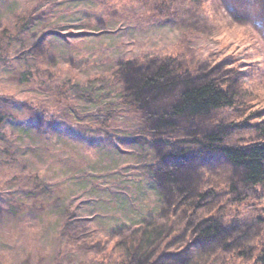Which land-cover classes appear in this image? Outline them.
<instances>
[{
	"label": "rangeland",
	"instance_id": "rangeland-1",
	"mask_svg": "<svg viewBox=\"0 0 264 264\" xmlns=\"http://www.w3.org/2000/svg\"><path fill=\"white\" fill-rule=\"evenodd\" d=\"M116 6L0 0V31L30 10L36 15L18 40L0 34V95L9 113L0 128V197L7 200L0 199V264L89 263L74 230L66 237L68 221H78L80 247L91 251L94 234L135 224L157 206L149 171L159 151L131 141L144 114L121 100L125 86L132 91L154 65L142 62L186 44L191 63L227 73L231 85L246 89L244 100L251 95L264 107V0H174L168 7L124 0ZM45 31L89 34L40 39ZM128 60L133 63L120 80L116 71ZM25 69L31 79L20 84L14 73ZM172 93L162 88L153 105ZM243 109L225 114L231 119L248 106ZM249 135L233 130L231 137L242 142ZM256 192V199L263 197L253 205L264 217V188Z\"/></svg>",
	"mask_w": 264,
	"mask_h": 264
},
{
	"label": "trees",
	"instance_id": "trees-1",
	"mask_svg": "<svg viewBox=\"0 0 264 264\" xmlns=\"http://www.w3.org/2000/svg\"><path fill=\"white\" fill-rule=\"evenodd\" d=\"M97 1L112 9L124 0ZM170 1L147 0L157 7H168ZM35 18V10H30L0 34L18 40ZM88 34L45 31L40 39L56 35L69 41ZM186 47L142 62L154 65L142 72L132 91L125 86L126 95L121 96L131 110L144 114V126L131 141L159 151L149 171L158 191L157 206L135 224H121L108 233L93 231L91 251L80 247L78 221H68L63 231L69 239L74 230L77 248L87 249L89 263L84 264H264V217L256 210L258 204L253 205L263 197L256 199L255 194L264 188V107L251 95L250 101L244 100L246 89L241 83V89L231 85L227 73L191 63ZM131 63L117 69L120 80ZM231 69L239 81L238 70ZM14 74L20 84L31 79L27 69ZM162 88L173 93L156 107ZM68 89L61 87L59 94ZM6 102L0 95V128L9 117ZM243 104L248 109L229 119ZM233 130L249 132L250 137L234 142ZM2 151L10 156L7 148Z\"/></svg>",
	"mask_w": 264,
	"mask_h": 264
}]
</instances>
